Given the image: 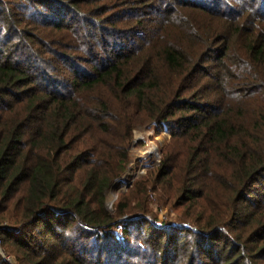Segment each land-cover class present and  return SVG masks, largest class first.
Segmentation results:
<instances>
[{
  "label": "trees",
  "instance_id": "16d2710c",
  "mask_svg": "<svg viewBox=\"0 0 264 264\" xmlns=\"http://www.w3.org/2000/svg\"><path fill=\"white\" fill-rule=\"evenodd\" d=\"M139 126L170 138L111 212ZM0 240V264H264V0H0Z\"/></svg>",
  "mask_w": 264,
  "mask_h": 264
},
{
  "label": "rangeland",
  "instance_id": "374dc122",
  "mask_svg": "<svg viewBox=\"0 0 264 264\" xmlns=\"http://www.w3.org/2000/svg\"><path fill=\"white\" fill-rule=\"evenodd\" d=\"M134 134L135 139L130 147L132 160L128 171L107 194V207L111 212L114 211V206L118 202L121 193L127 192L134 181L145 178L150 170H154L159 166L162 148L167 144L170 138L167 132L158 131L153 126H139L135 129ZM115 188H117V190H115ZM149 194L150 207L157 214L160 223L169 221L172 225L189 226L188 223H182L183 221L179 218L180 212L178 210L171 206L162 205L158 201V197L152 191H150ZM136 217L138 218L140 215ZM124 219L129 220L132 219V217L129 216ZM0 255L5 257L4 260L14 263L13 258L7 255L5 250L2 249V242L0 243Z\"/></svg>",
  "mask_w": 264,
  "mask_h": 264
},
{
  "label": "built area",
  "instance_id": "2783aa9c",
  "mask_svg": "<svg viewBox=\"0 0 264 264\" xmlns=\"http://www.w3.org/2000/svg\"><path fill=\"white\" fill-rule=\"evenodd\" d=\"M0 243H1V240H0Z\"/></svg>",
  "mask_w": 264,
  "mask_h": 264
}]
</instances>
